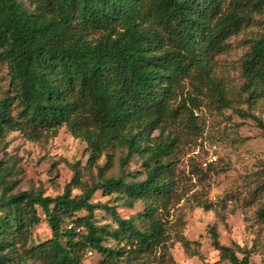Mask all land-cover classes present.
Returning <instances> with one entry per match:
<instances>
[{
    "label": "trees",
    "instance_id": "obj_1",
    "mask_svg": "<svg viewBox=\"0 0 264 264\" xmlns=\"http://www.w3.org/2000/svg\"><path fill=\"white\" fill-rule=\"evenodd\" d=\"M263 7L264 0H0V66L7 80L0 140L9 131L37 140L65 126L97 155L123 147L121 164L135 154L143 166L141 178L129 173V179L104 177L106 164L98 166L99 180L86 185L76 162L55 196L13 192L0 166V264H82L87 250L101 254L102 264H177L161 220L174 196L172 141L152 134L161 135L174 115L172 101L185 79L200 92L211 90L221 108L230 106L214 60ZM241 69L251 105L264 91V32L244 53ZM236 112L264 134L261 119ZM97 189L142 210L121 217L114 205L91 201ZM96 209L112 223L97 225ZM41 216L50 236L37 240L32 229ZM254 220L264 223V204ZM208 232L223 259L249 264L247 251L239 257L219 242L214 226Z\"/></svg>",
    "mask_w": 264,
    "mask_h": 264
},
{
    "label": "rangeland",
    "instance_id": "obj_2",
    "mask_svg": "<svg viewBox=\"0 0 264 264\" xmlns=\"http://www.w3.org/2000/svg\"><path fill=\"white\" fill-rule=\"evenodd\" d=\"M263 32L264 7L227 40V49L215 57L214 76L226 86L231 99L229 107L221 108L211 90L202 88L200 92L185 79L172 101L174 115L165 122L161 135L158 136L159 130L152 134L156 141H172L174 196L161 220L166 228L169 254L177 264H232L212 246L210 226L215 227L219 242L232 247L239 257L247 251L249 264H264V223L254 220L256 209L264 204V134L253 119L236 112L242 108L264 123V91L253 104H248L241 69L244 53ZM5 73L6 68L0 66V94L7 90ZM107 152L110 157L105 153L97 155L65 126L37 140L20 131H9L0 140V166L6 168L13 192L26 190L49 196L63 192L76 162L86 185L99 180L98 166L105 164L104 177L129 179L132 173L141 178L143 166L138 155L121 164L125 148ZM93 156L95 160H91ZM80 192L79 188L71 189L72 194ZM116 195L97 189L91 201L114 205L124 218L142 210L140 203L130 208ZM203 202L210 203L211 208L204 209L200 206ZM83 214L84 211L77 213ZM94 220L97 225L112 223L102 209L94 211ZM32 234L37 240L50 236L43 216ZM158 252L153 250L150 260ZM101 260V254L87 250L82 264H102Z\"/></svg>",
    "mask_w": 264,
    "mask_h": 264
},
{
    "label": "built area",
    "instance_id": "obj_3",
    "mask_svg": "<svg viewBox=\"0 0 264 264\" xmlns=\"http://www.w3.org/2000/svg\"><path fill=\"white\" fill-rule=\"evenodd\" d=\"M89 253H91V252L89 251Z\"/></svg>",
    "mask_w": 264,
    "mask_h": 264
}]
</instances>
